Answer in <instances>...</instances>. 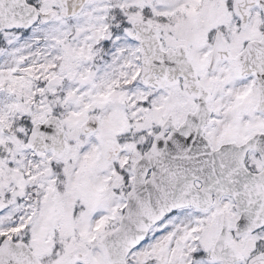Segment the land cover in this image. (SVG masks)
Returning <instances> with one entry per match:
<instances>
[{
	"label": "snow or ice",
	"instance_id": "obj_1",
	"mask_svg": "<svg viewBox=\"0 0 264 264\" xmlns=\"http://www.w3.org/2000/svg\"><path fill=\"white\" fill-rule=\"evenodd\" d=\"M0 264H264V0H0Z\"/></svg>",
	"mask_w": 264,
	"mask_h": 264
}]
</instances>
